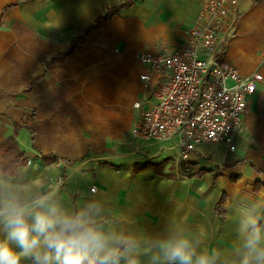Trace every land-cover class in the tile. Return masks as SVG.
Wrapping results in <instances>:
<instances>
[{"label": "crops", "instance_id": "crops-1", "mask_svg": "<svg viewBox=\"0 0 264 264\" xmlns=\"http://www.w3.org/2000/svg\"><path fill=\"white\" fill-rule=\"evenodd\" d=\"M201 3L0 0V143L13 139L27 160L0 175V199L89 211L100 230L134 244L137 264H162L152 258L171 236L190 240L211 264H240L243 211L255 207L264 228V0H238L219 32L226 60L244 77L262 75L246 97L235 150L202 143L177 168L174 145L171 167L133 165H153L130 140L140 113L133 104L152 101L158 78L139 80L148 70L137 57L186 46L207 57L191 37Z\"/></svg>", "mask_w": 264, "mask_h": 264}, {"label": "built area", "instance_id": "built-area-1", "mask_svg": "<svg viewBox=\"0 0 264 264\" xmlns=\"http://www.w3.org/2000/svg\"><path fill=\"white\" fill-rule=\"evenodd\" d=\"M238 0H202L199 28L191 33L200 50L186 46L172 53L141 54L138 63L148 71L139 80L158 74L151 102H137L140 111L131 136L143 143L173 140L177 148L175 165L181 168L191 152L202 143L235 150L246 97L254 94L262 75L244 77L227 60L220 59L225 39L222 27L235 19ZM94 191L93 188L90 189Z\"/></svg>", "mask_w": 264, "mask_h": 264}, {"label": "clouds", "instance_id": "clouds-1", "mask_svg": "<svg viewBox=\"0 0 264 264\" xmlns=\"http://www.w3.org/2000/svg\"><path fill=\"white\" fill-rule=\"evenodd\" d=\"M243 236L240 264H264V228L255 207L245 209L239 223ZM134 244L100 230L89 211L71 214L44 199H0V264H137ZM127 253V255H123ZM153 261L162 264H211L182 236L163 239Z\"/></svg>", "mask_w": 264, "mask_h": 264}, {"label": "trees", "instance_id": "trees-1", "mask_svg": "<svg viewBox=\"0 0 264 264\" xmlns=\"http://www.w3.org/2000/svg\"><path fill=\"white\" fill-rule=\"evenodd\" d=\"M123 5L124 4L120 5V7H123ZM125 5H128V3H126ZM112 13L113 10L107 13L104 17L97 19L95 24L91 26L88 30L94 28L97 29L105 19L112 16ZM71 48H74L73 44ZM26 162L27 160L23 157L21 151L18 148L17 143L13 139H8L3 143H0V175L11 176L16 172L19 167L25 165ZM199 174V172L189 173L188 177L197 176Z\"/></svg>", "mask_w": 264, "mask_h": 264}, {"label": "rangeland", "instance_id": "rangeland-1", "mask_svg": "<svg viewBox=\"0 0 264 264\" xmlns=\"http://www.w3.org/2000/svg\"><path fill=\"white\" fill-rule=\"evenodd\" d=\"M223 58L226 60L225 53H223L220 56V59H223ZM130 144H134L133 147L131 148V151H134L137 147L134 154H137L136 157H138V158L143 157V161L146 160V156H145L146 154H149V155H151V157H153V161H151V162H153V165H152V163L149 164V162L145 161L143 163L133 164L136 168H141V167H144L145 165L146 166L148 165L152 168L154 165L159 167L161 165V163L163 165L169 164L170 167L172 165H174V163L170 159V155H169L170 149L175 148L174 147L175 144H174L173 140L166 141V142H155V141H153L147 145V143L145 144L143 142L136 141L134 138H132L130 140ZM142 145H144V146H142ZM131 158H134V157H131Z\"/></svg>", "mask_w": 264, "mask_h": 264}]
</instances>
